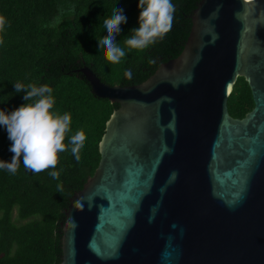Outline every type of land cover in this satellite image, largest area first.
I'll return each instance as SVG.
<instances>
[{
  "label": "water",
  "instance_id": "95a60500",
  "mask_svg": "<svg viewBox=\"0 0 264 264\" xmlns=\"http://www.w3.org/2000/svg\"><path fill=\"white\" fill-rule=\"evenodd\" d=\"M181 52L117 105L59 264H264V0H198Z\"/></svg>",
  "mask_w": 264,
  "mask_h": 264
},
{
  "label": "trees",
  "instance_id": "16d2710c",
  "mask_svg": "<svg viewBox=\"0 0 264 264\" xmlns=\"http://www.w3.org/2000/svg\"><path fill=\"white\" fill-rule=\"evenodd\" d=\"M139 0H0V15L8 23L0 33V110L10 113L32 101L23 99L14 84H47L55 99L53 112L70 114V130L64 143L82 131L86 140L77 161L70 150L59 153L55 169L34 174L23 166L15 175L0 169V264H59L60 225L68 199L79 191L97 166L98 142L104 125L117 105L95 98L76 72L89 68L104 84L132 86L145 81L156 68L182 50L198 0H172L175 6L171 30L148 49L129 50L124 40L139 26ZM112 8L127 17L116 42L126 55L119 64L104 59L97 40L106 32L103 21ZM60 22L51 26L55 18ZM150 59L155 63L149 64ZM132 70L126 79L124 71ZM11 141L0 127V160L11 161ZM58 171L59 179L49 175ZM62 184V190L57 188ZM15 212V217H13Z\"/></svg>",
  "mask_w": 264,
  "mask_h": 264
},
{
  "label": "clouds",
  "instance_id": "9594fccd",
  "mask_svg": "<svg viewBox=\"0 0 264 264\" xmlns=\"http://www.w3.org/2000/svg\"><path fill=\"white\" fill-rule=\"evenodd\" d=\"M137 7L140 9L139 26L132 29V35L124 40V45L129 50L143 51L162 40L171 30L175 6L172 0H139ZM123 11L122 8H112L111 17L103 21L106 34L97 40L104 59L111 64H119L126 55L125 48L116 42V36L121 31L120 26L127 20ZM59 22L60 18L57 17L51 26ZM7 23L6 17L0 15V33L4 32ZM3 43L4 40L0 37V44ZM155 62V59L148 61L149 64ZM124 77L130 80L132 70L126 69ZM14 88L17 93H25V101L32 102L22 104L10 113L0 110V127L6 128L11 141L9 151L13 153L10 162L0 160V169L15 175L22 158L24 168L38 174L55 169L59 163V153L68 150L79 161L86 136L78 131L71 136L69 144L64 143L70 130L71 116L68 113L60 115L52 111L55 104L52 88L47 84L25 86L19 82L14 84ZM49 175L58 180L60 173L53 170ZM57 188L62 190V184H58Z\"/></svg>",
  "mask_w": 264,
  "mask_h": 264
},
{
  "label": "rangeland",
  "instance_id": "374dc122",
  "mask_svg": "<svg viewBox=\"0 0 264 264\" xmlns=\"http://www.w3.org/2000/svg\"><path fill=\"white\" fill-rule=\"evenodd\" d=\"M13 217H15V212H13Z\"/></svg>",
  "mask_w": 264,
  "mask_h": 264
},
{
  "label": "built area",
  "instance_id": "2783aa9c",
  "mask_svg": "<svg viewBox=\"0 0 264 264\" xmlns=\"http://www.w3.org/2000/svg\"><path fill=\"white\" fill-rule=\"evenodd\" d=\"M246 1H250V0H246Z\"/></svg>",
  "mask_w": 264,
  "mask_h": 264
}]
</instances>
